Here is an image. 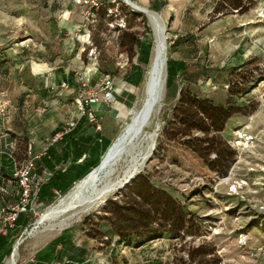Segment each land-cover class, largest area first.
I'll return each mask as SVG.
<instances>
[{
	"label": "rangeland",
	"instance_id": "rangeland-1",
	"mask_svg": "<svg viewBox=\"0 0 264 264\" xmlns=\"http://www.w3.org/2000/svg\"><path fill=\"white\" fill-rule=\"evenodd\" d=\"M133 1L148 9L156 2L164 5L163 0ZM113 3L123 13L126 28H112L105 9L102 10L99 25L91 34L98 57L94 64L87 56L89 49L81 53V43L76 38L77 34H83L78 32L83 23V8L75 0H0V168L5 157L11 159L12 156L17 163L26 158L32 132L38 133L32 124L34 120L42 122L46 115L43 94L52 91L51 79L57 71L75 68L86 74V69H81L85 64V67L89 65L88 71L96 67L104 76L113 78L130 74L139 66L142 68L141 77L134 78L137 85L134 103L116 127L113 142L131 121L129 113L142 107L151 63H141L140 45L151 41L154 55L151 26L144 14L124 0H104V8ZM223 6L216 0H167L158 12L167 25L168 49L176 40V33L182 38L177 48L169 49L168 60H184L187 67L170 88L166 85L161 107L147 128L148 133H154L159 127L154 151L138 175L148 177L154 186L170 193L185 207L192 223L176 238L164 235L143 246L122 242L112 235L106 220L111 213L106 211V204L118 199L134 179L98 207L36 226L47 209L79 180L66 192L55 193L52 200L33 203L34 211L28 215L31 225L21 242L16 264H20L24 254L35 252L66 231L72 234L71 246L84 251L87 264H206L207 261L211 264H264V174L261 171L264 77L252 74L264 73V49L257 57L252 55L250 64L245 67L235 66L233 53L243 37L249 36V31L239 35L232 15L238 16L241 11ZM261 10L264 6L257 12L255 21L264 22V17L259 16ZM229 13L231 19L224 18ZM123 32L133 34L140 41L133 52L120 51ZM68 40L75 42L70 53L66 51ZM254 42L253 38L250 44ZM242 77L248 78L249 83L240 95L231 90L240 86ZM190 100L232 106L234 111L238 104L248 111L255 108L247 116L232 115L220 134L236 152V161L227 174L211 170L210 164L216 158L214 153L206 161L186 146L188 142L199 144L197 141L206 137L197 128L190 129L180 123L181 107ZM240 135L252 137L253 142L247 145ZM3 182L8 185L7 179L0 180V193ZM236 182L248 185L235 193ZM8 203L14 200L9 198ZM2 206L0 201V209ZM11 257V254L5 256L2 264H9Z\"/></svg>",
	"mask_w": 264,
	"mask_h": 264
},
{
	"label": "trees",
	"instance_id": "trees-1",
	"mask_svg": "<svg viewBox=\"0 0 264 264\" xmlns=\"http://www.w3.org/2000/svg\"><path fill=\"white\" fill-rule=\"evenodd\" d=\"M164 5L156 2L150 10L159 12L167 4V0H163ZM104 4V0H102ZM105 6V4H104ZM100 9L106 10L113 4H107ZM228 7V6H226ZM242 11L241 8L233 9ZM182 38L178 37L169 47V49L177 48L181 44ZM140 41L131 33L123 32L120 41V51L122 53H129L134 51V47L139 44ZM152 43L140 45V61L144 65H149L151 62ZM168 49V51H169ZM251 62V61H250ZM248 62L246 65L250 64ZM246 65L240 66V68ZM187 64L184 60L175 61L172 58L167 63V88L173 85L175 78L186 70ZM136 77H141L142 68L139 66L135 68ZM255 77H264V73H252ZM242 75V74H241ZM254 76H252V82H254ZM140 82V80H139ZM246 83H249L248 78L242 77L239 87L233 88L231 91H236L242 95L244 93ZM140 84V83H139ZM195 109H193V108ZM232 106H216L207 100H190L181 107V125L190 129H198L206 134V137L202 140H198L199 144H193L192 142L186 143V146L193 149L200 158L209 161L212 153L215 154V159L211 162L210 168L214 172L227 174L231 166L236 161V152L233 150L226 141L220 136L221 132L225 129L226 122L234 114L250 115L255 111V108L244 110L242 104L237 105V110H232ZM203 115V117H201ZM210 121V124H208ZM211 133H214L212 136ZM206 144V145H205ZM111 142H107L103 146L102 155L105 154ZM11 159L5 157L1 162L0 168V180L7 179L11 182V187H8L3 182L0 193V201L2 198L6 202H9V198L16 200L15 188L16 179L14 177L15 169L18 166L16 160L10 156ZM7 160V161H6ZM100 163V160L83 176L77 178L74 182L82 180L90 171L96 168ZM56 188L58 192L64 193L70 187ZM53 184H45L38 195V199L41 203L52 200L55 198V194H52ZM106 211L111 213V217L107 218V224L109 226L110 233L120 239L122 242H131L138 246H143L156 239L166 235L169 238H176L178 234L185 231L187 227L192 223V219L187 213L185 207H183L170 193L154 186L148 177L140 174L138 175L131 186H129L124 193L116 200H109L106 204ZM31 221L27 214H21L16 222L13 233L6 236H0V264L8 254L12 253V245L15 244L23 234L24 230L29 228ZM10 230V231H11ZM64 244L66 252H70L73 257H79L81 263L87 264V260L84 255V251L76 249L72 245V234L70 231L64 232L59 238L51 243V247L55 249L58 245ZM73 247V249H72ZM50 257V255H47ZM186 264V263H184ZM206 264H211V261H207Z\"/></svg>",
	"mask_w": 264,
	"mask_h": 264
},
{
	"label": "crops",
	"instance_id": "crops-1",
	"mask_svg": "<svg viewBox=\"0 0 264 264\" xmlns=\"http://www.w3.org/2000/svg\"><path fill=\"white\" fill-rule=\"evenodd\" d=\"M216 1L222 3L223 7L228 6L231 10L236 8L242 9L240 15H232L235 17L233 21L238 24L236 31L239 35L249 31V36L243 37L233 53L232 60L237 67L246 65L251 61L252 55L257 57L264 49V22L260 20L255 21L257 20V12L264 6V0ZM207 12L205 11L206 15H208ZM224 18L231 19L230 13ZM190 33L192 34L193 32ZM175 35H177L175 39L180 37L177 33ZM250 35L255 40L252 45L250 42L253 38H250ZM74 46L75 42L68 40L66 51L70 53ZM173 60L178 61L179 59L174 58ZM93 63L95 64L94 61ZM83 66L81 69H86V77L90 80L92 86H98L105 79L106 76L99 72V68L95 67L94 70L88 71L89 65L85 67L84 64ZM135 76V70H132L130 74L127 73L122 76L114 75L116 103L113 106H108L105 102L101 101L96 105L102 122V130L98 131L86 117H81L78 109L75 107L76 93L81 78L74 71L69 70H61L60 73L58 71L54 73L51 84L59 86L63 81L69 80L70 89L61 91V93L56 90L55 94L52 91H46L43 94V102L47 107L45 109L46 115L43 116L42 122L34 120L32 127L38 133L32 132L33 137L31 140L34 153H45L37 161L36 166L39 173H42L44 170L52 173V177L46 182V184H53L52 194H55L56 188L71 186L77 178L89 171L102 156L103 146L109 141L113 142L112 137L116 127L134 103V89L137 86L135 83L136 79H134ZM71 100H73L72 103L70 102ZM72 120L77 122L76 126L66 131L67 124ZM58 135L61 136L57 137ZM11 185L12 183L8 182L7 186L11 187ZM57 238L33 253H28L26 256L24 254L20 264L81 263L80 260L82 259L73 257L70 252H66L64 244L61 243L55 249L51 247V243ZM47 255H50V257Z\"/></svg>",
	"mask_w": 264,
	"mask_h": 264
},
{
	"label": "bare ground",
	"instance_id": "bare-ground-1",
	"mask_svg": "<svg viewBox=\"0 0 264 264\" xmlns=\"http://www.w3.org/2000/svg\"><path fill=\"white\" fill-rule=\"evenodd\" d=\"M124 2L147 17L153 35L154 55L152 54L151 65L155 58L157 63L155 70L151 73L150 67L148 72L143 105L129 113L131 121L114 141L102 163L50 206L37 220L36 226L55 221L66 214L72 216L100 206L110 195L124 188L127 182L141 172L154 151L156 131L159 127L154 133H148L147 128L164 100L168 58V34H165L167 25L160 13L142 7L133 0ZM20 245L21 243L15 247L14 256L10 258L9 264H16Z\"/></svg>",
	"mask_w": 264,
	"mask_h": 264
},
{
	"label": "built area",
	"instance_id": "built-area-1",
	"mask_svg": "<svg viewBox=\"0 0 264 264\" xmlns=\"http://www.w3.org/2000/svg\"><path fill=\"white\" fill-rule=\"evenodd\" d=\"M75 2L83 8V23L78 29V32H83L81 35H76L77 40L81 43V53L87 52V56L92 61H97V50L94 48L91 34L100 22V9L104 6L102 0H75ZM239 12V10H235ZM122 12L116 7L109 6L106 10V18L109 19L111 27L122 30L126 28V20L122 16ZM259 16L264 17V10H261ZM77 76L81 78L80 86L76 93V105L81 117H86L88 121L95 126L98 131L102 130L101 118L98 115L96 105L101 101L105 102L108 106H113L116 103L114 80L110 76L105 77L98 86H92L90 80L85 76L86 74L74 68L73 70ZM67 91L70 89L68 80L63 81L58 87L52 86L51 90ZM77 122L70 121L67 124L66 131L75 127ZM58 135L57 137H60ZM240 139L245 140L249 145L253 142L252 137H244L240 135ZM26 158L18 164L15 169L14 177L16 179L14 203H8L2 198L4 206L1 208L0 215V236H6L8 232L14 228L21 214H31L33 210V203L37 201L41 188L52 177V173L44 170L42 173L37 171V161L45 154L34 153L33 144L30 143L27 147ZM261 171L264 174V159L261 162ZM247 182H236L233 186V191L236 193L243 189ZM56 194L60 192L56 191ZM2 194V192H1ZM28 228L26 229V233ZM25 236V235H24Z\"/></svg>",
	"mask_w": 264,
	"mask_h": 264
},
{
	"label": "water",
	"instance_id": "water-1",
	"mask_svg": "<svg viewBox=\"0 0 264 264\" xmlns=\"http://www.w3.org/2000/svg\"><path fill=\"white\" fill-rule=\"evenodd\" d=\"M140 8V7H139ZM141 9H143V10H145V8H141ZM146 10H148V9H146ZM155 12V11H154ZM155 13H157V14H159L158 12H155ZM165 34H168V29L166 28V30H165ZM151 55H152V52H151ZM156 58L154 59V61H153V63H152V65H151V73L155 70V67H156ZM166 63H168V58L166 59ZM118 139V138H117ZM116 139V140H117ZM114 145V142H112L111 143V145L108 147V149H107V151L105 152V154H104V157L109 153V151L111 150V148H112V146ZM103 157V158H104ZM103 160V159H102ZM102 160L100 161V163H99V165L102 163ZM98 165V166H99ZM97 166V167H98ZM96 167V168H97ZM138 176V174L134 177V178H132L129 182H131L132 180H134L136 177ZM129 182H127L123 187H125ZM122 189V188H121ZM120 189V190H121ZM119 190V191H120ZM26 234V230L23 232V234L21 235V237H20V239L16 242V244L13 246V251H12V253H11V256L13 257L14 256V252H15V247L19 244V243H21V242H23V240H24V235Z\"/></svg>",
	"mask_w": 264,
	"mask_h": 264
}]
</instances>
